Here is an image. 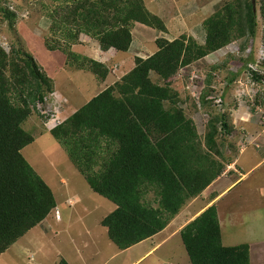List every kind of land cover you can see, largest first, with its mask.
I'll use <instances>...</instances> for the list:
<instances>
[{"label":"trees","instance_id":"trees-1","mask_svg":"<svg viewBox=\"0 0 264 264\" xmlns=\"http://www.w3.org/2000/svg\"><path fill=\"white\" fill-rule=\"evenodd\" d=\"M223 2L202 21V44L185 33L172 40L156 38L150 56H135L133 67L120 79L49 130L90 189L114 203L100 222L120 250L165 228L230 160L217 140L218 132L229 133L226 117L217 118V128L208 122L201 138L179 106L176 91L151 79L153 74L168 79L235 39L255 37L251 0ZM260 5L264 16V0ZM55 6L49 13L50 27L62 37L54 45L45 40V48L61 51L69 67L89 71L99 80L109 73L106 65L72 50L80 35L96 41L102 51L127 52L134 23L167 32L165 22L144 0H58ZM0 13L13 27L15 13L2 6ZM251 77L264 82L257 72ZM53 92L52 78L23 45L10 44L8 51L0 46V253L56 206L52 189L21 153L34 140L23 123ZM207 96L208 90L200 98L202 104L211 102ZM180 238L189 264H250L248 243H222L215 205L189 221ZM55 264L69 263L59 258Z\"/></svg>","mask_w":264,"mask_h":264},{"label":"rangeland","instance_id":"rangeland-1","mask_svg":"<svg viewBox=\"0 0 264 264\" xmlns=\"http://www.w3.org/2000/svg\"><path fill=\"white\" fill-rule=\"evenodd\" d=\"M155 1L146 0L145 5L162 18L167 32L137 22L133 24V42L128 52L118 51L115 54L114 51L100 52L96 41L84 35H80L79 42L72 46L74 52L99 60L106 65L109 73L107 81L102 85L100 82L98 84L91 72L69 67L61 51L51 52L45 49V40L54 45V40L62 37L60 32L52 31L49 19V13L56 7L55 3L58 0H1L0 6L9 7L16 18L14 26L9 27L7 20L0 13V46L8 51L10 44L23 45L47 72L55 68L49 73L53 80L54 92L43 104L37 103L36 110L32 111L23 123V128L33 136L34 140L24 146L21 153L52 188L58 202L54 209L58 211V216L56 211H51V214L49 213L38 225L0 253V264H55L59 258L70 260L72 263L79 261L78 264H83L81 259H77V255L80 254L90 264H129L130 259L138 257L144 249L150 248L149 240L135 248L124 250H120L110 241L107 229L100 221L114 210V203L90 189L84 177L72 165L64 148L49 130L63 121L74 109L87 102L93 96V92L99 93L102 88L120 79L131 68L137 49H140L137 53L141 57L154 52L156 38L163 36L172 39L185 33L196 41H203L202 21L211 14L199 8L204 2L201 0ZM223 1L230 0L213 1L208 9L214 10L216 4L220 5L224 3ZM254 2L257 21L255 37L248 40L235 39L219 50L180 68L168 79H162L154 74L151 76L157 84L167 85L176 91L179 106L192 118L201 138L208 122L217 128L219 126L217 118L221 115L226 117L229 133L218 132L217 140L223 149L222 153L228 160L230 159V162L233 160L235 162L239 148L244 147L243 155L247 157L242 168L247 170L250 165L257 163L254 172H250L246 177V181L251 182L254 181L253 177L254 179L256 177L255 180H264V82H258L251 77L252 71L264 77V16H262L261 0ZM242 43L246 45L241 50ZM207 90V98L211 102L202 104L200 98ZM44 117L48 119L45 120ZM257 133L258 137L253 139ZM252 149L258 152L260 149L254 161L250 160L254 156L250 154ZM238 162L240 164H236L237 166L243 164L241 159ZM225 171L227 167L222 173ZM229 179V177L222 178L225 182ZM234 193L233 191V195L227 199L234 200ZM150 195L147 197L148 200L152 198ZM207 195L208 192H204L196 198L189 199L181 210L187 204H190L191 210H196L199 204L206 202ZM240 201L234 202L235 210L230 209L228 212L243 218L244 222L238 226L230 222L227 225L224 222L227 219V207H218L220 232L225 244L230 243L228 238L234 241L230 245L248 242L246 230L254 225L250 217L264 216V208H253L249 211L248 205L243 203L242 199ZM245 202L249 203V198H246ZM151 204L156 206L154 203ZM188 211L189 209L176 215L162 232H158L156 237L162 238L160 242L164 239V244L158 248L159 250L136 264H157L162 253L168 251L169 256L164 264H189L180 238V230L193 219ZM59 216L61 220H56ZM183 216L189 217L182 220ZM263 224L264 220L255 229V234L260 237L264 234ZM118 250L120 252L116 255L111 252Z\"/></svg>","mask_w":264,"mask_h":264},{"label":"crops","instance_id":"crops-1","mask_svg":"<svg viewBox=\"0 0 264 264\" xmlns=\"http://www.w3.org/2000/svg\"><path fill=\"white\" fill-rule=\"evenodd\" d=\"M155 1V0H154ZM202 2H204L203 6L199 7L200 9L204 10V12L206 13H213L214 10L212 9H208L209 6L211 5V3L213 1H216V0H201ZM144 2H146V0H144ZM147 3V2H146ZM156 3V1H155ZM199 6V5H198ZM148 8V7H147ZM203 12V13H204ZM194 15V14H192ZM205 19V18H204ZM203 19V20H204ZM201 22V21H200ZM134 27V26H133ZM137 28H140V27H137ZM133 29V28H132ZM140 30H142V28H140ZM131 33H132V30H131ZM84 34H82L83 36ZM85 37H88L87 35H84ZM173 39V38H172ZM172 39H169V40H172ZM204 41V39H203ZM202 42H199V43H203ZM132 42H133V37H132ZM132 42H131V45L129 47V50H131V46H132ZM45 47V46H44ZM46 49V48H45ZM100 49V48H99ZM47 50V49H46ZM138 50L140 49H137L134 56H139L138 55ZM47 51H51V50H47ZM100 52H102V50L100 49L99 50ZM107 51H114V54L117 53L118 51L114 50L113 48L107 50ZM127 51V52H128ZM53 52V51H51ZM153 53V52H152ZM152 53L150 54H147V55H143L142 57L145 58V57H148L149 55H151ZM141 57V56H140ZM60 58V57H59ZM61 59V58H60ZM122 59V58H121ZM134 59V57H133ZM132 59V62H131V65L130 67L132 68L133 65H134V60ZM99 61V60H98ZM44 68V67H43ZM130 68V69H131ZM129 69V70H130ZM44 70L46 71V69L44 68ZM55 68H53L52 71H54ZM77 70V69H75ZM50 71V72H52ZM50 72H47L46 73L51 76L49 73ZM108 75V74H107ZM94 79L96 81H98V84L99 82L104 85L105 82L107 81V76L104 80H99L97 79L96 77H94ZM114 82V81H113ZM112 82V83H113ZM111 83V84H112ZM109 84V85H111ZM107 85V86H109ZM107 86H105L103 89H105ZM98 92H93L92 95L94 96L95 94H97ZM93 96H91L88 100H90ZM83 105V104H82ZM80 107V106H79ZM77 107V108H79ZM76 108V109H77ZM74 109V111L76 110ZM256 137H258V133L254 135ZM251 137V138H252ZM245 153V149L244 147L243 148H239L238 152H237V155H236V158H235V162L234 160L228 164H226L225 167H227V171H225L224 173H221L213 182H211V184H209L203 191L202 193L204 192H208V197H207V200L206 202L204 203H201L199 204V206L197 207L196 210H191V208H189L190 204H187L182 210L179 211V213L177 215H180V213L184 210H187L189 209V215L192 218L196 217L197 215H199L205 208H207L209 205H215L216 207V211H217V217H218V214H219V209L218 207H227V213H226V217L227 219L224 220V222L228 225V223H235L238 225H240L241 223L244 222L243 218H239L237 217V215H233V214H229L228 212L230 211V209H234L233 207V203L234 202H241L240 200L242 199V202L247 204L248 207H249V211H251L253 208L256 209V208H264V180H255L254 177L252 180H254L253 182L251 181H246V177L251 173L254 172V170L257 168V163L253 164V165H250L249 168H247V170H244L242 167L244 166V163L246 162L245 158L247 157V155H243ZM260 153V149H259V152L256 151L255 149H252V151L250 152L251 155L254 154V156L251 157L250 160L254 161L256 158H257V154ZM239 159H241L242 163L240 166L236 165V164H240L238 161ZM73 165V164H72ZM74 166V165H73ZM239 168H237V167ZM245 168V167H244ZM228 174V175H227ZM258 176V175H257ZM225 177V178H230L228 181H224L222 180V178ZM45 181V180H44ZM46 182V181H45ZM245 182V183H244ZM47 183V182H46ZM242 186V187H241ZM51 188V187H50ZM52 189V188H51ZM53 191V190H52ZM233 191L235 192L234 193V200H228L227 198L230 197L231 195H233ZM201 193V194H202ZM54 194V193H53ZM200 194V195H201ZM198 195V196H200ZM55 197V196H54ZM196 198V197H195ZM246 198H249L250 202L249 203H246L245 202V199ZM56 200V198H55ZM223 201V202H222ZM227 204V205H226ZM58 205V202L56 201V207ZM55 207V208H56ZM54 208V209H55ZM53 209V210H54ZM52 210V211H53ZM56 211V214L58 216V211L57 210H54V212ZM63 211V209H62ZM192 211V212H191ZM51 214V213H50ZM176 217V215L174 216ZM173 217V218H174ZM189 216H183V219L182 220H185V218H188ZM61 220V217L59 216L56 217V220ZM251 219V222L254 223V225H252L251 227H249L248 230H246V233H247V236L249 237L246 241L248 242H244V243H248L249 244V263L250 264H264V234H261V237L257 234H255V229H256V226L258 227V225L260 223L263 222L264 220V216L262 218H253V217H250ZM218 220H219V217H218ZM234 220L236 221H239V223H236ZM220 222V221H219ZM264 225V224H263ZM228 229H229V226H228ZM230 231V230H229ZM159 232H162L159 231ZM158 233H156L155 235L145 239V240H142L140 241L139 243L137 244H134L128 248H135L136 246L142 244L144 241L146 240H149L151 243H150V248L149 249H144L143 252H141L139 254L138 257H134L133 259H130V262L129 264H136L138 263L139 261H142L143 259H145L147 256H150L154 253V251H156L159 247L161 248V246L164 244L163 241H165L164 239L160 242V240L162 238H159V237H156ZM230 239V243H233L234 241H232L231 239L232 238H228ZM155 240V241H154ZM221 240H222V237H221ZM169 241V240H167ZM222 243L225 244L222 240ZM229 242H227V246H233V245H237V244H232L230 245ZM126 248V249H128ZM159 250V249H158ZM112 254L116 255V254H119V250L118 252H113L111 251ZM134 253V251H133ZM135 254V253H134ZM168 254V255H167ZM169 256V251L168 252H165L164 254L162 253V256L160 257V260H158V263L157 264H164L163 262L167 261V257ZM166 258V259H165ZM77 259H81L83 264H90L87 260L84 259V257L80 254L77 255ZM90 260H93V259H90ZM95 260V259H94ZM69 264H78L80 263L79 261H77L76 263H72L70 262V260H66Z\"/></svg>","mask_w":264,"mask_h":264},{"label":"water","instance_id":"water-1","mask_svg":"<svg viewBox=\"0 0 264 264\" xmlns=\"http://www.w3.org/2000/svg\"><path fill=\"white\" fill-rule=\"evenodd\" d=\"M251 3H252V9H253V11H255V2H254V0H251Z\"/></svg>","mask_w":264,"mask_h":264},{"label":"clouds","instance_id":"clouds-1","mask_svg":"<svg viewBox=\"0 0 264 264\" xmlns=\"http://www.w3.org/2000/svg\"><path fill=\"white\" fill-rule=\"evenodd\" d=\"M204 35H205V33H204ZM197 42H198V41H197ZM203 42H204V41H203ZM198 43H199V42H198ZM218 50H219V49H218ZM149 56H150V55H149ZM139 57H140V56H139ZM142 58H143V57H142ZM145 58H146V57H145ZM128 71H129V70H128ZM55 125H56V124H55ZM227 164H228V163H227ZM210 206H212V205H210ZM207 208H208V207H207ZM204 210H205V209H204ZM204 210H203V211H204ZM203 211H202V212H203ZM197 216H198V215H197ZM197 216H196V217H197ZM194 218H195V217H194ZM194 218H193V219H194Z\"/></svg>","mask_w":264,"mask_h":264}]
</instances>
